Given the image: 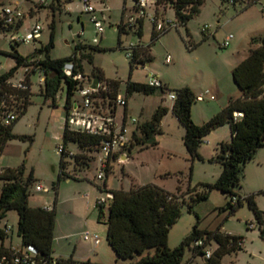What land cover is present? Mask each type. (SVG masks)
I'll use <instances>...</instances> for the list:
<instances>
[{
	"label": "rangeland",
	"instance_id": "obj_1",
	"mask_svg": "<svg viewBox=\"0 0 264 264\" xmlns=\"http://www.w3.org/2000/svg\"><path fill=\"white\" fill-rule=\"evenodd\" d=\"M92 1L99 16L102 11L106 18L102 34L97 32L89 15L83 11L80 0H71L69 5L62 3L54 13L48 7L51 0H2L4 6L18 7L24 17L17 32L0 33V75L8 73L16 65L14 58L5 54L13 51L10 41L25 35L35 23H39L42 26L39 39L19 43L15 45V50L23 57H30V62L44 59L45 52L39 50L48 45L52 33L53 46L49 49L51 59L70 57L75 52L79 57L76 47L87 46L84 53L90 54L92 61L87 58L80 60L82 73L77 79L82 86L88 85L89 80L93 81L94 76L101 74V84L105 86L111 82L118 83L119 94L125 98L129 81L147 84L152 74L167 82L168 90L155 89L150 95L134 92L127 96L126 147L116 148L115 156L110 159L109 169L107 172L103 171L101 180L96 178L100 171V154L95 153L80 180L68 179L57 183L60 163L57 149L61 144L68 113L66 84L62 80L53 102L42 94L44 75L39 70L33 73V64L20 66L13 72L9 79L12 82L25 80L29 73L30 103L12 125L11 133L16 137L5 143L0 163L4 168L22 166L26 174H33L35 182L28 199L31 207L55 206V252H72L76 248L77 253L92 251L99 264L135 262L137 258H116L106 240L107 211L99 219L98 210L91 204L95 202L94 198L100 194L103 186L109 192L154 185L176 195L181 204V216L169 230L168 248L178 247L198 221L200 229L241 238L242 249L225 254L221 264H264V241L259 238L256 226L249 227L255 220L245 201L230 214L228 210H222L228 198L220 191L211 189L206 199L192 203V210H189L188 205L192 199L203 192V185L215 183L221 172V166L212 159L218 152L219 140L223 139L217 142L215 140L221 136L222 131H226L229 141L230 127L224 125V128L221 126L207 133L199 147L201 158L191 162L182 141L184 129L171 113L173 101L168 94L173 89L189 87L197 95L208 91L215 97L212 101H194L191 118L196 125L208 121L211 118L210 111L218 104L224 105L228 96L234 92L240 94L228 69L237 58L241 60L247 56L252 40L264 37V15L261 13L264 0L247 8L240 4H222L220 0H205L199 12L189 19L186 28L173 27L153 42L152 25L148 20L144 21L142 37L134 35V30L120 33V24L127 21L133 6L132 0ZM175 11L170 4L166 8L159 6L158 10L166 23L177 21ZM52 22L54 28L51 27ZM217 22L220 24L218 28ZM203 25H209L210 31H215L205 40L204 33L201 32ZM227 34H232L234 38L229 47L222 48L220 44ZM192 39L196 46L189 45ZM118 41H121L120 47ZM134 43L143 47L150 46L149 67L139 64L131 66L126 52L130 51L129 46ZM89 46L95 50H90ZM167 57L170 58L169 63L166 62ZM71 99L78 101V107L69 112V126L77 130L81 127L76 124L88 115V109L79 106L80 97L77 92H73ZM158 106L168 108L159 131L147 141L144 139L143 142H136L133 136L144 138L140 126L151 120ZM124 118V106L118 105L114 115L117 131H121ZM73 119L78 122L73 123ZM71 150L73 153L78 152L74 146ZM245 166L240 187L235 191L240 198L252 196L257 207L264 212V165L257 166L254 162H249ZM37 185L48 192H37ZM53 185H57L56 193ZM88 201H91L89 207ZM17 220V213L13 210L8 211L1 219L0 226L9 228L4 240L7 247L21 243L17 235ZM85 232L98 234L100 244L94 248L91 241L83 240L82 234ZM1 243L0 240V245ZM207 249H216L214 240H210ZM183 260L190 264L205 263L204 256L194 255L190 249H186ZM75 261V264L80 262Z\"/></svg>",
	"mask_w": 264,
	"mask_h": 264
},
{
	"label": "trees",
	"instance_id": "obj_2",
	"mask_svg": "<svg viewBox=\"0 0 264 264\" xmlns=\"http://www.w3.org/2000/svg\"><path fill=\"white\" fill-rule=\"evenodd\" d=\"M220 1L222 4L229 6L236 5L229 4L228 0ZM259 1L247 0L240 5L247 8ZM204 2L205 0H155V5L156 7L163 5L166 8L170 4L175 8L177 21L173 23L176 24L175 28L178 29L180 26L186 28L189 19L199 12V8ZM62 3L69 5L71 0H51L48 7L54 13L60 9ZM2 6L3 2L0 0V7ZM158 10L156 9V13H158ZM261 13L264 15V8H262ZM22 24L23 19L13 24H7L4 19L0 18V33L17 32ZM143 24L144 20L142 19L137 20L132 25L122 22L120 33L134 30V35L142 37ZM53 26L52 22L51 27L54 28ZM168 30L169 28H165L158 32L152 25V42ZM186 33L189 36L187 30ZM52 38L53 33L48 45L39 50V52L44 51L46 57L33 62H30V57H23L15 50V45H18L19 42L10 41L13 51L5 54L14 58L16 65L8 73L0 75V100L2 101L0 107V155L5 143L16 137L11 133L12 125L19 114L25 112L27 105L30 103L29 73L27 78L22 80L26 89L13 87L14 82L9 80L18 67L33 64L31 71L34 73L39 70L44 75L42 94L46 99H51L53 102L63 80L67 87V110H69L72 103L78 104V101L75 100L71 102V95L82 87L81 82L77 79L79 74L82 73L80 60L87 58L91 62L92 56L84 53L87 46L78 45L76 50L80 53L79 57L75 52L70 57L51 59L49 49L53 46ZM207 38L204 36V40ZM190 42V46H196L195 43ZM120 45L121 41H118V46L120 47ZM89 48L95 50L92 46H89ZM149 48L150 46L143 47L139 43H134L132 47L129 46L130 51L126 52V57L130 60L131 66L137 64L144 66L145 63L150 62ZM128 52H130V56H127ZM67 63L73 65L71 76H66L63 72ZM231 77L240 92L239 96L229 98L227 105L202 125H196L191 118V108L196 96L189 87H180L168 93L175 96V99L172 100L171 113L184 129L182 141L191 162L201 158L199 147L202 138L207 133L224 125L230 127V140L219 143L218 152L212 159L221 166L218 178L213 184L203 185V192L198 193L188 207L191 211L192 203L206 199L211 189L220 191L228 198L222 210H228L230 214L234 213L245 201L254 214L255 225H250L256 226L259 238L264 241V212L257 207L252 196L240 198L235 191L236 188L240 187L245 165L254 159L260 148L264 147V37L250 42L246 58L231 70ZM94 78L98 79L99 84L92 96L93 101L90 112L98 113L106 120L107 130L109 135H112L116 126L114 115L117 109L116 97L119 95V85L116 82H111L103 86L101 84V74L94 76ZM88 83L91 84L92 80H89ZM155 89L164 91L168 90V87L165 84L159 87H150L147 84L129 81L126 85L125 98L134 92L150 95ZM11 105L16 109L17 118L10 125H6L4 114ZM167 112L168 108L158 106L151 120L140 126L144 138L139 139L135 135L133 136L136 142H143L144 139L147 141L152 134L158 132L161 120ZM237 112L242 113V116L234 119V114ZM124 114L125 122V108ZM104 140H106L105 136L92 135L81 129L73 130L66 122L61 135L60 145L62 151L58 153L60 163L57 183L68 179L80 180L82 172L89 167L90 162L94 159V154L99 153L101 143ZM73 146L74 149L78 150L77 153H73L71 150ZM124 147H126V144L121 146V148ZM114 156L115 153L106 159L104 172L108 171L110 159ZM34 182L33 174H26L22 166L0 169V223L8 211H15L18 217L17 235L21 240V247L30 246L36 251L39 258L51 259L55 257L53 244L56 209L55 206L44 208L29 205L28 199L32 195L31 189ZM57 185H53L55 193L57 192ZM102 190H105V186ZM109 192L113 198L105 216L107 225L106 240L117 259L133 260L137 258L131 264H190L183 260L186 249H190L194 255L205 257L204 264H221L222 257L225 254L242 249L240 237L222 234L218 231L211 233L200 229L198 221L180 245L170 249L167 245L169 230L181 216V204L176 195H172L154 185L133 187L129 191L114 190ZM102 217L103 214L99 213V219ZM7 236V228L0 226V240L3 242ZM197 240H203L204 245L194 246L193 244ZM210 240L215 241L216 249L211 250V255L206 257L205 248H207ZM8 253L9 248L1 244L0 256L8 255ZM58 259L65 264H75L72 259L61 257H58ZM79 264L99 263L85 260L79 262Z\"/></svg>",
	"mask_w": 264,
	"mask_h": 264
},
{
	"label": "built area",
	"instance_id": "obj_3",
	"mask_svg": "<svg viewBox=\"0 0 264 264\" xmlns=\"http://www.w3.org/2000/svg\"><path fill=\"white\" fill-rule=\"evenodd\" d=\"M100 1V0H98ZM133 6L132 9L129 11L127 21L125 22L128 25L134 24L137 20H148L151 25L154 26L156 31H162L165 28H175L176 24L173 22H165V20L161 17V14L158 12L156 13V9H159V7H156L155 0H132ZM247 0H228L229 4H242L246 2ZM83 11L89 15L91 22L94 24V27L96 28L97 32L99 34H102L104 31L103 22L105 20L104 15H102L100 11V16L96 12V7L93 4L92 0H80ZM101 2V1H100ZM125 10V8H124ZM24 15L19 10L18 7H9V6H2L0 7V18L4 19V21L7 24H13L17 22L18 20L23 19ZM211 27L209 25H203L201 28V32L204 34H208L210 32ZM42 31V26L39 23H35L33 27L23 36L21 37H15V41L19 43H30L32 41H35L36 39H39L40 33ZM232 34H227L220 46L222 48H227L230 46L231 41L233 40ZM131 47L134 46V44L130 45ZM127 56H130V52L127 53ZM166 62H170V58H166ZM73 65L70 63H67L64 66L63 72L66 76H71ZM163 83L156 77L151 75L147 85L150 87H159ZM13 87L17 89H26V86L23 84L22 80L18 82H14ZM94 89L91 88V84L88 83L86 86H82L79 88L77 93L80 97V105L83 109H88V115L81 118V122L76 125H80V129L82 131H85L92 135L97 136H105L106 140H104L101 143L100 146V171L97 175V179L101 180L103 178V171L106 168V159L110 157L111 154L115 153V150L117 147H121L125 144L126 138V128L122 127L121 131L115 130L112 135H109V131L107 130V125L105 123V119L98 113H91L90 107L92 106L93 101V94ZM169 98L171 100L175 99L174 94L170 93ZM207 100H214L215 97L213 95H210L208 91H205L195 97L196 101H204ZM126 98L122 97L121 95H118L116 97V105H122L126 106ZM77 105V104H76ZM2 106V101L0 100V107ZM242 116V113H235L234 119L240 118ZM69 116L67 117V123L69 124ZM17 118L16 115V109L13 105L7 108L4 114V123L6 125H10L12 122H14ZM78 122V120L73 119V123ZM135 122V120H133ZM116 125V124H115ZM79 129V128H78ZM58 153L62 151L61 145L58 146L57 149ZM35 190L37 192H48L47 189H44L41 185H37L35 187ZM112 194L106 190H102L100 194L97 196L95 200V209L98 210L99 213L104 215V211H107L109 204L112 200ZM9 228H7V231ZM82 238L85 241H91V243L94 246H98L101 242L100 237L98 234H91L89 232H85L82 234ZM194 246H203L204 242L203 240H197L193 244ZM9 253L8 255H2L0 256V264H65L62 261L58 259V257H53L51 259H41L37 256L36 251L28 246V247H8ZM211 255V249L205 248V256L209 257Z\"/></svg>",
	"mask_w": 264,
	"mask_h": 264
},
{
	"label": "crops",
	"instance_id": "obj_4",
	"mask_svg": "<svg viewBox=\"0 0 264 264\" xmlns=\"http://www.w3.org/2000/svg\"><path fill=\"white\" fill-rule=\"evenodd\" d=\"M100 1H102V0H100ZM99 1V2H100ZM164 10V9H163ZM100 13V12H99ZM101 13H102V15H104L103 14V12L101 11ZM99 15V14H98ZM105 17V16H104ZM106 19V18H105ZM220 26V24H219V22H217V24H216V27L218 28ZM217 30V29H216ZM215 33V31H210V32H208V34L206 33V34H203V37L205 36V37H210V35H213V34ZM192 42L194 43L195 41L192 39ZM246 58V57H245ZM245 58H242L241 60H239L240 58H237L236 60H235V62L230 66V68L228 69V71L231 73V70L238 64V63H240L242 60H244ZM145 67H149L150 66V62H147V63H145V65H144ZM152 75V74H151ZM153 76H156V75H153ZM157 77V76H156ZM159 80H160V78H158ZM163 84H165L166 86H167V82H163L162 80H160ZM193 93H194V95H197V93H195V91H193ZM120 95V94H119ZM239 96V94L237 93L236 94V92H234V94H231L230 96H228V100H229V98H231V97H238ZM228 100H227V98H226V100H225V102H224V105L222 104H218L217 105V107H215V108H213L210 112H211V114H210V117H212L214 114H216L217 112H219L222 108H224L226 105H227V103H228ZM74 100H72L71 99V102H73ZM126 106L124 107L125 109H126V114H127V106H128V101H127V98H126ZM78 107V104L76 105V104H73L72 103V105H71V107L69 108V110H68V116H69V112L71 111V109L72 108H77ZM191 113H192V110H191ZM205 119H207V118H205ZM66 122H67V118H66ZM125 122H126V120H125ZM125 122L123 123V125H124V127H125ZM78 127H80V125H77ZM223 127V126H222ZM224 128V127H223ZM225 130V129H224ZM219 139H223V140H219ZM228 134H227V132L226 131H222L221 132V136H219L216 140H215V142H217L218 140L219 141H221V142H227L228 140ZM229 140H230V138H229ZM251 162H254V164H256L257 166H263L264 165V147H262V148H260L258 151H257V153H256V155H255V157H254V159L252 160V161H250V163ZM249 163V162H248ZM247 163V164H248ZM246 167V166H245ZM4 167H2L1 166V163H0V169H3ZM87 196V195H86ZM97 196L98 195H96L95 196V198H94V200H96V198H97ZM88 197V196H87ZM91 204V201H88L87 202V207H89V205ZM93 205H95V202H92V204H91V206L93 207ZM95 208V207H94ZM250 228H253V226L252 225H250L249 226ZM56 242H57V238L54 236V244H53V251H54V256L55 257H61V258H64V259H72V261L73 262H76L75 260H78V261H85V260H90V261H92V262H96V259H95V255L93 254V252L92 251H88L87 253H84V252H82V253H77L76 252V248L75 249H73L72 250V252H69V251H66V252H64V253H60V254H57L55 251V248H56ZM91 243V242H90ZM1 244H3V246L4 247H6V248H8L7 246H5V242L3 241ZM92 244V243H91ZM93 245V244H92ZM20 246V244H17V245H15L14 247H19ZM9 247H13V245H10ZM93 247L95 248V247H97V246H94L93 245ZM97 263V262H96Z\"/></svg>",
	"mask_w": 264,
	"mask_h": 264
},
{
	"label": "water",
	"instance_id": "obj_5",
	"mask_svg": "<svg viewBox=\"0 0 264 264\" xmlns=\"http://www.w3.org/2000/svg\"><path fill=\"white\" fill-rule=\"evenodd\" d=\"M99 81L98 79H94L91 83V88L96 90L98 88Z\"/></svg>",
	"mask_w": 264,
	"mask_h": 264
}]
</instances>
